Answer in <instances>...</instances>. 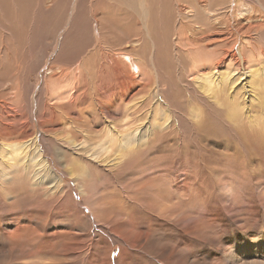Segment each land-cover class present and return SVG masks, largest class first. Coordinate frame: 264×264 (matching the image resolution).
I'll return each instance as SVG.
<instances>
[{
  "label": "rangeland",
  "instance_id": "1",
  "mask_svg": "<svg viewBox=\"0 0 264 264\" xmlns=\"http://www.w3.org/2000/svg\"><path fill=\"white\" fill-rule=\"evenodd\" d=\"M231 4L240 10L264 7V0H0V132L11 131L4 138L8 143L35 139L49 170L40 182L23 177L21 164L1 184L0 264H229L235 248L259 242L264 216L255 225L246 212L264 203V93L254 90V100L244 75L239 85L247 83L245 92L234 100L239 115L229 119L228 103L215 105L191 81L195 67L210 64L215 45L177 43L182 25L191 21L185 12L194 9L205 24L202 6ZM263 28L247 36L263 52L259 65ZM122 48L129 50L127 62L118 55ZM116 60L129 62L128 74L115 71ZM93 67H100L99 76ZM78 71L89 85L81 92L102 94V102L127 92L124 103L140 104L134 109L142 120L137 126L148 128L151 114L160 115L154 111L159 98L174 121L163 133L147 129L133 153L111 166L119 147L115 138L109 142L105 123L96 121L98 102L81 96L70 106L64 99ZM124 103L107 120L119 132L128 127L120 122ZM99 140H106L107 152L95 147ZM75 141L84 147L73 146ZM92 149L99 160L90 158ZM54 174L61 182L56 187L50 184ZM79 176L87 177L85 188L102 212L100 221L80 194ZM223 184L234 192L231 201L223 197ZM157 205L167 208L164 214ZM253 262L263 264L264 257L244 264Z\"/></svg>",
  "mask_w": 264,
  "mask_h": 264
},
{
  "label": "bare ground",
  "instance_id": "2",
  "mask_svg": "<svg viewBox=\"0 0 264 264\" xmlns=\"http://www.w3.org/2000/svg\"><path fill=\"white\" fill-rule=\"evenodd\" d=\"M232 5L233 4L229 5L228 7H218L216 9H214V10H209V9H206V6H202L203 8L201 9V13L203 14V17L206 20L205 24H203V22H200L197 19V13L195 12L194 9L193 10H189L188 9L189 11L185 12V15L187 16V18L191 19V21L189 23L192 25V28H190V26H188V24H189L188 22H187L188 24L185 23L184 26L182 25L181 31L179 30L180 32H178L179 36H177V38H179V39H177V43L180 44V45L183 44L182 46H186L187 47V45L189 43L184 44L186 41H192V42H195V43H198V42L202 43L204 41H207L208 44H210V45L214 44L215 45V48L212 51H210V52L208 51L209 52L208 55L211 57L210 64L209 63H203L202 67H200V65L195 67V70L191 71L192 72L191 74L194 75V77L192 78L191 81H194L193 84L196 85V87H197L196 89H198L205 96V98H207V100L211 101L212 103H215V105L222 106V105H220L222 100L227 102L228 103V107H229L228 118L233 120V121H235L234 119L237 118V115H239L238 109L236 110L237 107L235 106V103H234V100L237 99L236 98V95H237L236 93L237 92L238 93L240 91L241 92H245L244 86L247 85V83L248 84L250 83V85H248V86L252 87V90H250L249 92H250V95H251V93L254 94V95H251L252 97H254V100L259 99L258 98L259 95H257V92H255L254 90H257V91L261 90L264 93V64L263 65H259L260 64V56H262L263 52L258 50V48L256 47V44H253V42H252L250 37H247V36H249L251 34V32H259V30H261L264 27V24H263L264 23V7L261 4H258L257 6H251V7L247 8V9H243L244 6L241 5L240 6V10H238V9L235 10L232 7ZM236 8H238V7H236ZM189 19H187V20H189ZM185 35H186V38L188 40L185 38ZM244 37H245V39H248V40L245 41L243 39ZM242 40H244L245 42L242 41ZM194 47L195 46H191L192 50L194 49ZM188 50L190 51V49H188ZM128 51H129L128 48H124L122 50V52L118 54L119 56H122V58L126 62H127V59L130 56V55H128L129 54ZM108 57H111V56H108ZM113 58L115 59V57H113ZM116 61L117 62L114 63V64L117 66L116 67L117 69L115 68L116 69L115 71L119 72V73H122V74L123 73L128 74L129 70H130L129 62H128V65H127V63L126 62L124 63L122 60H116ZM134 61H135V59H134ZM245 64L248 65L246 68L244 66ZM250 64H252V65H250ZM224 66H225V68H223ZM232 66L235 69H233ZM242 66H244L243 69L241 68ZM99 68L100 67H96V69H95L93 67L92 70H93V73L95 74V76H99L101 74ZM103 68H105V67H103ZM107 69H108V67H107ZM155 70H157V69H155ZM102 72H103V70H102ZM108 72H109V70H108ZM108 72H107V75H108ZM112 72L110 71V73H112ZM242 72H244V73L241 74ZM155 75H157V74H155ZM244 75H245V77H247L248 82L245 83V85L241 84L242 85L241 86L239 84L241 83L242 79H244ZM62 77H63V79H66L67 75L65 73H63ZM261 77H262V80H261ZM113 78H114V76H113ZM84 81H85V79H84V76H83L82 72L78 71L76 73V75H74V82L70 86L71 87L70 91L69 92L67 91L68 92L67 96L64 99L67 100L66 102L70 106H73L74 104H76L81 96H82V99H84V100H85V98H88L89 96H92V100H95L94 101L95 103L98 102L96 107L94 106L96 108L94 110V113H96V121L98 119L99 122L103 121V123H105V127L103 129H104V132H105L106 136L109 138L108 139L109 142H111L110 140L115 138V142H116V144L119 147V150H118V153L116 154V157H114V159L112 158L113 160H111V166L112 165L115 166V167L120 166L119 165L121 163L120 160L125 158V157H127L129 154L133 153V151L137 148V146L141 144V143H139V141H141V139L145 137L143 132L147 131V129L153 131V133L156 132V131L159 132V130H161V133H163V132H165V131H167L169 129V126H171V123L175 119L173 114H172L173 111L169 108V106L162 105L161 104V100L162 99L159 98L158 101H157L159 103L158 104L159 106L154 111L157 112L160 115L154 114V117H153V115L150 113L151 117L149 119V124H147L148 128H145V127H142V126H137L136 125L137 123L138 124L139 123L142 124L141 118L137 115V113H136L137 111L134 110V109H136L135 107H138V106L135 105L134 103H133L134 105H131V103L129 102L130 105H131L130 106V105H127L126 103L123 102L124 98L127 97L126 96L127 92L117 94L116 96H118V97L109 96L108 98H105V99H108L107 102H106V100H104L105 102H102L100 99L104 95L101 94L99 96L98 94H94V93L89 92L87 90L86 91L84 90L83 92L80 91L84 87L89 86L88 83H85ZM96 81H97V79H96ZM94 85H95V83L93 82L92 87ZM116 85H118V84H116ZM123 85H126L125 86V90H127V91L130 89L129 87H131V86H128V83L123 84ZM238 86H239V88H237ZM51 87H52V85H51ZM156 87L158 88V85ZM47 89H49V88H47ZM103 89H105V88H103ZM90 90H92V89H90ZM155 90H157V89H155ZM159 90L157 92H159V93L162 92V90L161 91H159ZM79 91H80L81 94L77 95V93ZM93 92H94V90H93ZM217 92H220V93L218 94ZM229 92L235 93V95H229ZM58 94H57V96H58ZM160 95H161V93H160ZM241 95H242V93H241ZM60 96H62V94ZM244 96H246V95H244ZM244 96H243V100H244ZM147 97L148 96L145 97V100H146ZM142 98H138V100L139 99L141 100ZM61 99H62V97L60 98V100ZM135 99H133V100H135ZM142 100L144 102V98ZM62 101H63V99H62ZM129 101H130V99H129ZM244 102H245V100H244ZM121 103H124V105H125V107L123 109L125 117L123 119L121 118L122 120H120V122H124L125 123L124 125L128 126V127H126L127 129H125L123 132H119L113 126V124H114L113 122L109 123L107 121L108 119H113V117H114L113 109H115L116 106L121 105ZM261 103H263V105H264V99L260 102V104ZM243 106H244V103H243ZM139 107H140V104H139ZM222 107H221V109H222ZM145 108H146V106H145ZM141 112H143V111H141ZM134 115H137V116H134ZM102 117H103V120H102ZM245 120H247V119H245ZM248 121H249V118H248ZM89 124H90V122H89ZM120 125H121V123H120ZM83 128H85V127H83ZM129 129H131V131H129ZM50 132L51 131H49V133ZM140 132H142V134ZM10 133H11L10 130L7 131L6 133H4L3 129L0 132V186H1V184L4 185V184H7L9 182L12 174H14L15 170H17L18 166L21 165V164L23 166L22 168L25 171V173H24L25 175L23 177L32 178V179H34L36 181L39 180L40 182H42L43 181V176L41 175V173L44 172V174H48L49 170H48L46 161L41 156L42 154L40 153V148L38 146V143L35 141V139L29 140V141L20 140L19 142H16V143L15 142H12V143L5 142L4 138H7V135H9ZM60 140H62V139H60ZM104 142L100 141V142L96 143L97 145H95V144L94 145L99 150H101L103 152L104 151L107 152V148H104L106 146ZM85 143L86 142H84V144ZM71 144L73 146L82 145V144H78L77 145L76 141L72 142ZM73 150H75L74 147H73ZM82 152H84V151H82ZM97 152H96L95 149H92V152L90 154V158L91 157L93 158V156H94L95 157V158H93L94 160H99L100 157H98ZM86 153H87V151H86ZM83 154L86 156L85 153H83ZM114 154H115V152H114ZM79 155H82V154H79ZM105 155L107 156V153ZM3 156H6V157H4L5 161H4ZM86 157H88V156H86ZM107 161H108L107 157L101 159V162H103V163H105V162L107 163ZM85 165H87V164L85 163ZM80 166H81L80 169L84 167V165L82 166L81 164H80ZM107 168H108V166H107ZM29 169L33 170L32 174H30V175H29V173L27 171ZM67 169L69 171V174L74 177L75 176L74 173H73L74 171H72L70 169V167L68 168V166H67ZM89 169H91V168H89ZM84 170H85V168H84ZM77 173H76V175H77ZM50 177L52 179V180L49 179L50 180V184H53V187H56L57 184L59 185L61 183V182H59V180H56V179H59V178L56 177L55 174L51 175ZM86 179H87V177L85 178L83 176L75 177V182H76V184H77V186H78V188L80 190V194H81L82 198L85 200V202L89 203V204L88 203H86V204L89 205V208H90L92 216L96 219V221H98V220L100 221L101 217H102V212H101V210H99L97 208L96 203H94V201L92 200V196L88 195V191L85 188V184H86L85 180ZM203 182H202V184H203ZM202 184L199 185V186L202 187ZM225 187L226 186H224V184H223L222 185V191H225ZM196 189L197 188H193L192 186H190V191L194 192V190H196ZM232 193L234 194V192H232V190L230 188H227V192L224 194L223 197L225 199H227V201H228V199H230V201H231L232 200ZM257 194L259 196L260 192H257ZM257 205L259 206V209H256V210H251L250 209L249 210L250 213L249 212H246V213L252 218V220H250V221L254 220V224L255 225H261L262 224L261 216H264V203H258ZM247 206L248 205H246V207ZM156 208L158 209L159 214H164V212L167 209V208H165L163 206H160V205H157ZM247 208H249V207H247ZM198 209H202V207H200ZM261 213H262V215L260 216ZM104 219H107V218H104ZM103 222H104V224L107 225V220H105ZM127 225L128 224H126V226ZM113 229H114L113 227H109V231H112ZM262 230H261V232L258 233V236H257L256 239L259 242H257L255 245L254 244L253 245L252 244H244L242 247L235 248L233 250V252L229 254V257H228L229 264H244V263H247L249 260L251 261V259L252 260H256V258L259 259V260H262V258L264 257V234H263ZM261 237H263V238H261ZM257 254H260V255H257ZM250 264H257V263L253 262V263H250ZM263 264H264V262H263Z\"/></svg>",
  "mask_w": 264,
  "mask_h": 264
}]
</instances>
